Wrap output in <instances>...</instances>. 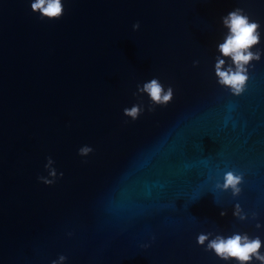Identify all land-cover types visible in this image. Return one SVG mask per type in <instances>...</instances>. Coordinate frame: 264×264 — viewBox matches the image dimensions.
<instances>
[{"label": "water", "instance_id": "water-1", "mask_svg": "<svg viewBox=\"0 0 264 264\" xmlns=\"http://www.w3.org/2000/svg\"><path fill=\"white\" fill-rule=\"evenodd\" d=\"M32 2L0 0V264H237L198 234L264 241V56L239 96L214 70L237 7L264 51V0H64L59 20ZM152 78L173 100L126 117ZM229 170L238 197L216 188Z\"/></svg>", "mask_w": 264, "mask_h": 264}, {"label": "clouds", "instance_id": "clouds-1", "mask_svg": "<svg viewBox=\"0 0 264 264\" xmlns=\"http://www.w3.org/2000/svg\"><path fill=\"white\" fill-rule=\"evenodd\" d=\"M33 12L39 13L41 19L59 20L65 13L64 0H33L31 3ZM223 26L228 30L223 42L218 44L220 55L216 57L214 66L215 76L220 86L229 89L235 96L241 95L249 80V68L253 61H260L264 56V51L257 49L261 43V25L251 19L245 9L237 7L222 17ZM140 23L133 25V30H139ZM195 61L194 65H198ZM137 95H147L150 103L145 106L143 103L133 104L124 109V115L137 120L142 113L155 111L156 106H167L174 98V89L171 86L165 88L158 78L145 81L142 85H137ZM93 149L90 146H82L79 149L80 156H88ZM54 160L49 157L45 165L48 175H41L38 179L46 184L52 185L58 177L57 169L53 166ZM62 177L63 173H59ZM244 182L243 174H237L234 170L226 171L223 175V182L217 183L216 188L223 192H231L233 197L240 196L241 185ZM221 216H226L227 212L222 211ZM233 215L241 221L249 219L247 213L243 211L239 204L235 205ZM253 220L257 219V214L253 213ZM256 227L262 228L264 225L257 223ZM197 243L205 248V251L214 252L221 260L237 264H264V241L259 236H250L248 233L233 232L230 235H223L214 232L200 233L197 236ZM149 247V245H143ZM67 257L60 255L53 260L52 264H65Z\"/></svg>", "mask_w": 264, "mask_h": 264}]
</instances>
